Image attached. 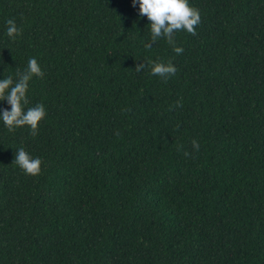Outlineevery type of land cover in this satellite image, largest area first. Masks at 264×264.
<instances>
[{"label":"trees","instance_id":"trees-1","mask_svg":"<svg viewBox=\"0 0 264 264\" xmlns=\"http://www.w3.org/2000/svg\"><path fill=\"white\" fill-rule=\"evenodd\" d=\"M189 3L169 44L132 0H0V78L35 58L44 107L0 123V264H264V0Z\"/></svg>","mask_w":264,"mask_h":264},{"label":"clouds","instance_id":"clouds-1","mask_svg":"<svg viewBox=\"0 0 264 264\" xmlns=\"http://www.w3.org/2000/svg\"><path fill=\"white\" fill-rule=\"evenodd\" d=\"M133 7H138V19L147 18L152 43L159 38L174 44V34L179 31L194 34L195 26L200 23V13L192 7L189 0H132ZM6 35L14 40L20 36V30L13 21H8ZM149 47L150 44L148 45ZM179 54L183 50L175 47ZM136 71H149L150 75L168 77L175 74V66L165 63H156L150 66L140 64ZM41 75V67L35 58H29L23 71L0 78V103L6 102L9 106L0 109V123L8 132L16 128L27 126L34 132L37 122L41 119L44 107L41 103L28 104L27 92L29 81L33 76ZM194 146H196L194 144ZM13 162L25 173H35L39 170V157L30 154L23 148L16 149Z\"/></svg>","mask_w":264,"mask_h":264}]
</instances>
